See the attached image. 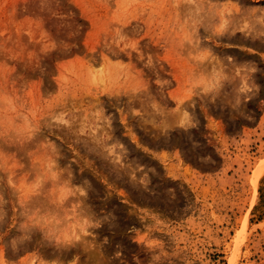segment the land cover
Instances as JSON below:
<instances>
[{
	"label": "rangeland",
	"instance_id": "obj_1",
	"mask_svg": "<svg viewBox=\"0 0 264 264\" xmlns=\"http://www.w3.org/2000/svg\"><path fill=\"white\" fill-rule=\"evenodd\" d=\"M0 264H264V0H0Z\"/></svg>",
	"mask_w": 264,
	"mask_h": 264
}]
</instances>
